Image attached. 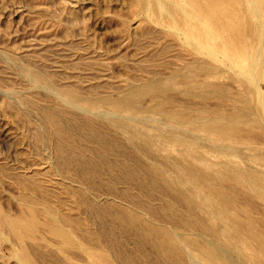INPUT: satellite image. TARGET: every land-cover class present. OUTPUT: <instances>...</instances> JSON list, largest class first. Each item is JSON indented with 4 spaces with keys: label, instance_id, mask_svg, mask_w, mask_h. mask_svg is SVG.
Masks as SVG:
<instances>
[{
    "label": "rangeland",
    "instance_id": "obj_1",
    "mask_svg": "<svg viewBox=\"0 0 264 264\" xmlns=\"http://www.w3.org/2000/svg\"><path fill=\"white\" fill-rule=\"evenodd\" d=\"M136 1L0 0V213L36 218L33 238L22 240L33 264L87 261L49 235L50 220L110 264H172L151 228L178 232L190 221L146 172L151 160L110 123L131 113L81 100L116 99L179 54ZM18 242L0 227V264H23Z\"/></svg>",
    "mask_w": 264,
    "mask_h": 264
},
{
    "label": "bare ground",
    "instance_id": "obj_2",
    "mask_svg": "<svg viewBox=\"0 0 264 264\" xmlns=\"http://www.w3.org/2000/svg\"><path fill=\"white\" fill-rule=\"evenodd\" d=\"M136 8L179 53L165 73L133 80L116 99L63 94L132 114L112 115L110 123L151 160L146 172L190 220L178 232L151 228L172 264H264V0H137ZM146 99L153 104L145 112L139 105ZM156 117L158 127L149 124ZM36 222L0 213V227L19 241L20 263L33 264L22 240L33 238ZM45 227L82 252L85 264H110L55 220Z\"/></svg>",
    "mask_w": 264,
    "mask_h": 264
}]
</instances>
